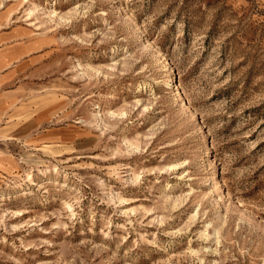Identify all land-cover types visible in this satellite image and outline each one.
<instances>
[{"label":"rangeland","instance_id":"1","mask_svg":"<svg viewBox=\"0 0 264 264\" xmlns=\"http://www.w3.org/2000/svg\"><path fill=\"white\" fill-rule=\"evenodd\" d=\"M0 264H264L261 0H0Z\"/></svg>","mask_w":264,"mask_h":264},{"label":"crops","instance_id":"2","mask_svg":"<svg viewBox=\"0 0 264 264\" xmlns=\"http://www.w3.org/2000/svg\"><path fill=\"white\" fill-rule=\"evenodd\" d=\"M238 2H239V0H237ZM256 1H258V0H256ZM262 1V3H263V6H264V0H261ZM242 3V2H241Z\"/></svg>","mask_w":264,"mask_h":264}]
</instances>
